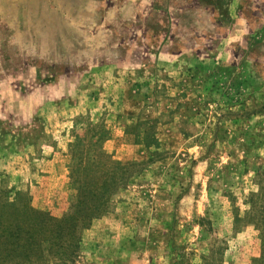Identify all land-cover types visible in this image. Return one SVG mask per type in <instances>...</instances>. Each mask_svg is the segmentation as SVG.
<instances>
[{
	"label": "rangeland",
	"instance_id": "obj_1",
	"mask_svg": "<svg viewBox=\"0 0 264 264\" xmlns=\"http://www.w3.org/2000/svg\"><path fill=\"white\" fill-rule=\"evenodd\" d=\"M6 205L0 264H264V0H0Z\"/></svg>",
	"mask_w": 264,
	"mask_h": 264
},
{
	"label": "trees",
	"instance_id": "obj_2",
	"mask_svg": "<svg viewBox=\"0 0 264 264\" xmlns=\"http://www.w3.org/2000/svg\"><path fill=\"white\" fill-rule=\"evenodd\" d=\"M5 208L8 214L3 215L6 216L4 218L0 217V250L3 244L10 245L19 250L18 256H22L21 253L29 256L26 261L32 263L30 258L33 254L39 252L43 254L44 251H48L45 245L53 244L52 239H40L35 233L48 234V238H51L52 232L59 227V223L48 215L28 207L13 209L6 205ZM3 249L6 250V246ZM2 256L0 253V261Z\"/></svg>",
	"mask_w": 264,
	"mask_h": 264
}]
</instances>
